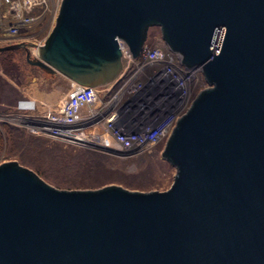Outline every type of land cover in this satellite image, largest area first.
<instances>
[{
    "label": "water",
    "instance_id": "obj_1",
    "mask_svg": "<svg viewBox=\"0 0 264 264\" xmlns=\"http://www.w3.org/2000/svg\"><path fill=\"white\" fill-rule=\"evenodd\" d=\"M158 27L203 90L162 152L169 189L62 190L0 163V264H264V0H61L28 65L79 86L111 83L119 42L137 58ZM29 80V79H28Z\"/></svg>",
    "mask_w": 264,
    "mask_h": 264
},
{
    "label": "rangeland",
    "instance_id": "obj_2",
    "mask_svg": "<svg viewBox=\"0 0 264 264\" xmlns=\"http://www.w3.org/2000/svg\"><path fill=\"white\" fill-rule=\"evenodd\" d=\"M56 13V7H49L43 19L30 27L29 33L34 34L36 41L42 42L47 38L54 26ZM2 31H0V36L4 40ZM3 40L0 41V47L9 44ZM167 48L161 37L160 29L158 27L149 28L141 56L131 60L128 55H125L122 58V69L113 80L114 82H111L112 85L99 91L101 95L107 93L104 101H109L111 97H115L117 110L126 113L127 109L132 111V107L137 106V104H133L129 108L130 102L124 103L126 95L122 98L123 89L126 92L136 94L133 101L136 98L138 99V94H142L143 99H148L154 95L155 90H152V88L156 89L157 87L152 86L151 88L149 85L155 84L158 67H146V63L148 58L160 55L161 52L171 59ZM22 51L24 50L22 49ZM22 51L14 52V60L18 63L19 71L24 77L23 85L19 86L17 82L4 76L8 88L18 92V101L27 102L33 99L57 100L63 98L71 88L70 81L60 75L49 78L44 76L43 72L38 68L25 66V52L23 54ZM150 51L154 53H149ZM33 57L35 56L31 54V58ZM176 77H179V75ZM197 82V80H194L189 85V91L191 90L193 95H196L198 90L203 88L202 84ZM179 83L181 84L182 82ZM183 92L186 93L185 90ZM17 104L18 102L12 108V112H17ZM148 104L152 108L154 107L152 102H148ZM144 107H146L144 108V113H147L148 106ZM144 113H142L141 118L148 122L147 118L144 117ZM140 115L141 113L138 117ZM153 123V120H151L150 125L143 127L141 132L136 130L137 126L133 127L130 125L132 130L127 137L118 135L110 126H108L107 135L103 137L104 128L97 126L96 133L102 135L98 141L99 143H97L99 146H73L69 150L72 155L77 156L85 153L91 155L92 158H98L97 161H92L87 167H75L71 161L60 164L53 162L44 163L39 160H33L34 163L31 166L39 168L46 180L50 182V185L52 184L55 188L62 190H94L106 185H118L130 191H166L173 182L175 168L162 156L166 141L163 140L154 146L155 137L163 127L159 126L158 129H153ZM5 155L0 156V163L7 160L6 158H15V156L7 157Z\"/></svg>",
    "mask_w": 264,
    "mask_h": 264
},
{
    "label": "built area",
    "instance_id": "obj_3",
    "mask_svg": "<svg viewBox=\"0 0 264 264\" xmlns=\"http://www.w3.org/2000/svg\"><path fill=\"white\" fill-rule=\"evenodd\" d=\"M61 0H0V31L7 43H32L30 52L37 56L38 48L44 44L34 39L29 29L43 19L49 7H56ZM58 6V7H59ZM122 58L131 53L127 46L119 42ZM114 82V81H113ZM112 83L88 88L70 82L69 92L60 99H33L21 101L17 112L0 116V123H7L23 128L28 134L43 137L75 147H92L99 144L102 137L96 133V127L104 128L105 137L112 127L118 135L128 136L134 123L121 120L124 113L117 110L115 97L104 101L107 93L99 91ZM108 92V91H107ZM138 93V92H137ZM136 94L127 93L124 103L133 102ZM116 100H118L116 98Z\"/></svg>",
    "mask_w": 264,
    "mask_h": 264
},
{
    "label": "bare ground",
    "instance_id": "obj_4",
    "mask_svg": "<svg viewBox=\"0 0 264 264\" xmlns=\"http://www.w3.org/2000/svg\"><path fill=\"white\" fill-rule=\"evenodd\" d=\"M59 2L60 1H58L56 5L57 13ZM220 33L221 30H218L214 41V51L216 50ZM143 50L144 49L142 48L139 56H141ZM214 51L211 57L207 59L203 64L190 67L185 66L183 63H181L179 57L169 49L167 52L170 53L171 59L169 56L167 57L163 52L153 58H148L146 67H158V73L155 78L156 82L154 85H149L151 88L152 86L157 87L156 89L152 88V90H155L154 95H152L148 99H143L142 94H138L139 101H137L138 99L136 98L133 102H130L128 107L130 108L133 104H137V106L132 107V111L127 109L126 113H124V115L121 117V120L134 123L135 126H137L136 130L139 132H141L143 127L150 125V121L153 120V129H158L159 126L163 127V129L159 130V133L155 137L156 139L154 142V146L163 140L166 141L164 143V145H166L175 127L177 126L178 120L181 119L182 116L186 115L193 102L198 97L199 93L203 90L211 89L213 87V84H210L204 75L203 66L205 63L213 59ZM149 53L153 54L154 52L150 51ZM130 57L132 58V56ZM178 75L179 77H176ZM194 80L200 82L203 87L198 90V92L196 91V95H193V92L191 90L189 91V85H191ZM179 82L182 83L180 84ZM183 90H185L186 93H184ZM127 93L128 92L124 91L123 89L122 98L125 97ZM148 102H152L154 104V107L152 108V106L148 104ZM146 105L148 106V111L147 113H144V108H146L144 106ZM140 113L141 115L140 117H138ZM142 113H144V117L147 118L148 122L145 121V119L142 120Z\"/></svg>",
    "mask_w": 264,
    "mask_h": 264
},
{
    "label": "trees",
    "instance_id": "obj_5",
    "mask_svg": "<svg viewBox=\"0 0 264 264\" xmlns=\"http://www.w3.org/2000/svg\"><path fill=\"white\" fill-rule=\"evenodd\" d=\"M22 51V49H19ZM15 51L9 50L0 52V115L12 113V108L19 105V95L14 89L8 88L4 76L22 86L24 77L19 71L18 63L14 60ZM24 54V51H22ZM25 66L29 68H36L28 65L26 59L24 60ZM44 76L52 78L44 74ZM56 76V75H55ZM73 146L64 145L62 143L34 137L26 133L23 128L16 127L7 123H0V156L15 158H6L5 161H16L20 165L25 166L34 171L45 182L49 183L43 176L39 168L31 166L34 161L39 160L53 163H65L66 161L73 162L75 167H87L92 161H97L98 158H92L91 155L81 153L80 155H72L69 151ZM64 148V149H63ZM66 149V150H65ZM34 160V161H33ZM52 185V184H51ZM55 187V186H54Z\"/></svg>",
    "mask_w": 264,
    "mask_h": 264
}]
</instances>
